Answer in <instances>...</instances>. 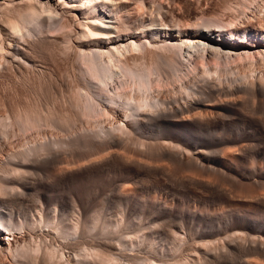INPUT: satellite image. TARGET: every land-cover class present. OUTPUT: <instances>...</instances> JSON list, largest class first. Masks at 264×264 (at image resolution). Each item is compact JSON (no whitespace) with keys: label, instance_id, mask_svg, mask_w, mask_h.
Instances as JSON below:
<instances>
[{"label":"bare ground","instance_id":"6f19581e","mask_svg":"<svg viewBox=\"0 0 264 264\" xmlns=\"http://www.w3.org/2000/svg\"><path fill=\"white\" fill-rule=\"evenodd\" d=\"M187 5L0 0V64L33 95L11 114L27 145L0 160V264H264V0ZM44 41L69 65L26 77ZM109 169L128 183L113 214L52 192Z\"/></svg>","mask_w":264,"mask_h":264},{"label":"rangeland","instance_id":"374dc122","mask_svg":"<svg viewBox=\"0 0 264 264\" xmlns=\"http://www.w3.org/2000/svg\"><path fill=\"white\" fill-rule=\"evenodd\" d=\"M188 1V5L186 6V10L188 11L189 9L190 10H192L193 8H195L196 6L198 7V5L199 6H211L212 7V5L214 6L216 3H217V0H187ZM207 6V7H208ZM214 8V7H213ZM69 27H71L72 28V26H68V27H66V28H62L60 31V33H59V35L61 36V38L60 37H58L59 38V40L60 41H64V36H65V41H68V39L71 41V39H70V37L68 38L67 37V39H66V35L67 34H69L70 32H69V30H70V28ZM66 29V30H65ZM68 30V31H67ZM63 31V32H62ZM69 32V33H67V32ZM63 33V34H62ZM66 33V34H65ZM55 36L56 35V33L54 34H51V36ZM64 35V36H63ZM53 36V37H54ZM58 35H56L55 37H57ZM68 36V35H67ZM63 38V39H62ZM64 41V42H65ZM69 41V42H70ZM43 43H44V45H43ZM40 45V46H39ZM48 45L49 44H46V42L44 41V42H41L40 44L38 43V45H36L35 47H36V49H38V50H36L35 49V47H32L31 49H29L28 51L30 52L29 54H30V56L33 58V61H32V64H30L27 68H26V70H22V72H23V74H25L26 75V77L28 76V77H32L33 75H35L36 73H37V71H47V69L48 68H54L55 66H57V65H55L54 63L55 62H57L56 64H58V63H61L64 67L65 66H67V65H69L68 64V61H67V59L66 60H63L62 62H61V60L59 59L58 61H57V59L55 60L54 59V57L50 54V52L51 51H49V48H48ZM42 46V47H41ZM45 47V48H44ZM43 50H41V49ZM42 51V52H41ZM45 51L47 52L46 54H45ZM35 52H37V53H35ZM41 55H39V54ZM42 53H44V54H42ZM49 53V55H47ZM37 54V55H36ZM44 55V56H43ZM52 56V59H51V57H49V56ZM38 56V57H37ZM42 57V58H41ZM46 57H47V59H46ZM39 58H41V59H39ZM44 58V59H43ZM50 59V60H49ZM9 61V62H8ZM12 61V62H11ZM55 61V62H54ZM42 62V63H41ZM44 62V63H43ZM54 62V63H53ZM64 62H67V63H64ZM9 63V64H8ZM38 65H37V64ZM47 63V64H46ZM50 63V64H49ZM5 64V65H4ZM40 64H41V66H40ZM61 64H58L59 65V67H62V65ZM67 64V65H66ZM10 65H12V66H10ZM15 65V66H14ZM33 65V66H32ZM50 65V66H49ZM53 65H55L54 67H53ZM4 66V67H3ZM11 68H9V67ZM17 65H16V62L15 61H13V59H8L6 62H2L1 64H0V73L2 72V74H0V90H1V94H0V120L1 119H3L4 118V120H2V121H4L5 123H4V126H5V128H4V126H1V127H3L2 129H0V131H2V132H0V135H2V137L0 136V160H4L5 158H6V155H8V153L10 154V152L11 153H13L14 151H16L17 149L18 150H20L19 148H21V147H23L24 145L26 146L27 145V143L28 142H26V141H29V137H28V135H22V134H24V133H22L21 134V132L18 130V126L17 125H14V124H12V113H13V110H15L16 108H14V107H16V105H17V107L18 106H20V105H24L25 103H27L28 102V100H29V102H31L30 101V99L32 100L33 99V95H31L32 94V90L30 89V88H27L28 86H25V84L22 82V81H20V77L18 76L19 75V72H17L18 70H17V68H15ZM5 67H8V68H6L5 69ZM14 67V68H13ZM18 67V66H17ZM35 67V68H34ZM44 67V68H43ZM4 68V69H3ZM32 70H31V69ZM8 69V70H7ZM14 69V70H13ZM35 69V70H34ZM5 70V71H4ZM10 70V71H9ZM17 70V71H16ZM37 70V71H36ZM11 71H13V72H11ZM9 72V73H8ZM31 73H33V74H31ZM8 74V75H7ZM14 74V75H13ZM12 76V77H10V76ZM16 75V76H15ZM4 76V77H3ZM5 78L7 79V80H5ZM17 78V79H16ZM13 80V81H12ZM17 80V81H16ZM19 81V82H18ZM4 82V83H3ZM22 82V83H21ZM22 84V85H20V84ZM11 84V85H10ZM17 84H18V86H17ZM22 86V87H21ZM25 86V87H24ZM8 87V88H7ZM26 88V89H25ZM6 89V90H5ZM15 90V91H14ZM5 93H4V92ZM30 92H31V94H30ZM29 93V94H28ZM25 94H26V96H25ZM3 95V96H2ZM16 95H18V96H16ZM15 96V97H14ZM5 97V98H4ZM26 97V98H25ZM30 97V98H29ZM32 97V98H31ZM11 98V99H10ZM5 99V100H4ZM19 99H20V101H19ZM27 101V102H24L25 100ZM28 99V100H27ZM8 100V101H7ZM17 102H16V101ZM3 101H5L6 103H4ZM14 103H13V102ZM21 102V103H20ZM24 102V103H23ZM4 103V104H3ZM2 104V105H1ZM5 108H4V107ZM13 107V108H12ZM3 108V109H2ZM9 109V110H7V109ZM10 108H12V110L10 109ZM7 111V112H6ZM4 112V113H3ZM10 113V114H9ZM7 114V115H6ZM9 115V116H8ZM3 116V117H2ZM6 117V118H5ZM7 117H9V120H8V118ZM8 120V121H7ZM9 122V123H8ZM11 122V123H10ZM8 123V124H7ZM83 123V122H82ZM7 125V127H6V125ZM84 124V125H83ZM83 124H80L79 123V125H78V127H76L75 126V129H74V131H78V130H80V128H81V126H85V123H83ZM105 124V123H104ZM106 124H107V122H106ZM10 125V127L12 126V128H10V127H8ZM80 127V128H79ZM7 128H10V130L8 131V129ZM79 128V129H78ZM6 129V130H5ZM12 129H13V131H12ZM78 129V130H77ZM5 130V131H4ZM248 130V129H247ZM252 129H249L248 131L250 132ZM48 131V129H46L44 132L45 133H43V137H45L44 135H46V136H48L47 138H51L52 136H59V135H61V134H58L57 135V133L55 132L54 133V131H50V129H49V131ZM4 132V133H3ZM5 132L6 133H8V134H6L5 135ZM14 132H15V134H14ZM19 134H18V133ZM51 132L53 133V134H51ZM5 135L4 137L5 138H3V134ZM47 133V134H46ZM50 136H49V135ZM7 136V137H6ZM24 138H23V137ZM26 136V137H25ZM22 137V138H21ZM59 137H62V136H59ZM21 138V139H20ZM46 138V139H47ZM263 138H264V136H263ZM8 140V141H7ZM263 142H264V140H263ZM24 143V144H23ZM255 142L254 141H252L251 142V144H254ZM19 147V148H18ZM214 147V146H213ZM210 147V148H208V149H206L207 151H211L212 149H216V147ZM261 148L262 149H264V145L262 144V146H261ZM9 149H11V150H9ZM78 149V148H77ZM77 149H75V150H77ZM12 150H13V152H12ZM17 150V151H18ZM80 150V154L82 155V153L84 154L85 153V151L82 149H78L77 151H75V153H76V155H79L78 154V151ZM7 151V152H6ZM84 151V152H83ZM3 154V155H2ZM81 155H79V156H81ZM105 172V173H104ZM111 174V175H110ZM120 174V175H119ZM114 177V178H113ZM83 181V182H82ZM93 184V185H92ZM120 184V185H119ZM122 184L124 185V184H128L125 180H124V176L121 174V173H119V171L118 170H115V169H109L108 171L107 170H105V171H103V173L99 176V177H97V178H95V179H93V180H86V179H83V180H81V181H79V182H77V183H75V184H55V185H53V190H52V192H53V194L54 195H56L58 198H59V200L61 201V203L63 204V207H68V203L71 201V200H73V199H75V200H73V202L75 203V204H77V206H78V204H79V202H80V204H82L83 206H85L87 209H88V213L89 214H91V213H94L95 211L96 212H99V211H102L103 210V212H106V213H109V212H111V214H113L114 213V205H113V192H114V190H115V187H117L118 185L119 186H122ZM132 187V189H136L137 191H140V190H138V189H140V187H139V184H132V183H129ZM125 186V185H124ZM87 187V188H86ZM168 192V193H167ZM167 192H165V197H167V199L169 200V201H171V202H174L175 204H178V203H181L183 206H185V207H189V205H190V209L191 210H193L194 208H195V206H196V208H201L202 206L203 207H207L209 204H207L206 202H204V200L202 199V201H201V198L199 197H196V196H194V195H177L175 192H173V191H167ZM170 192V193H169ZM62 193V194H61ZM173 194H175V195H173ZM87 195H88V197H87ZM73 199H72V198ZM196 197V198H195ZM62 198V199H61ZM172 198V199H171ZM177 198H179V199H177ZM193 199V200H192ZM68 200V201H67ZM195 201V202H194ZM201 201V202H200ZM199 204V205H198ZM187 205V206H186ZM195 205V206H194ZM198 206V207H197ZM192 207V208H191ZM194 207V208H193ZM113 210V211H112ZM91 212V213H90ZM137 216H138V218H140V215H138V214H136ZM135 215V217L137 218V216ZM134 216H132V218H135ZM0 258H1V256H0Z\"/></svg>","mask_w":264,"mask_h":264}]
</instances>
